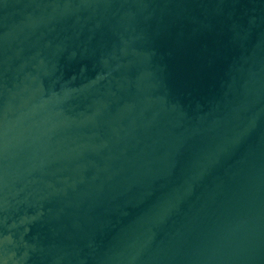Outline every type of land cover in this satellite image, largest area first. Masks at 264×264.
<instances>
[{
    "label": "water",
    "instance_id": "95a60500",
    "mask_svg": "<svg viewBox=\"0 0 264 264\" xmlns=\"http://www.w3.org/2000/svg\"><path fill=\"white\" fill-rule=\"evenodd\" d=\"M0 264H264V0H0Z\"/></svg>",
    "mask_w": 264,
    "mask_h": 264
}]
</instances>
